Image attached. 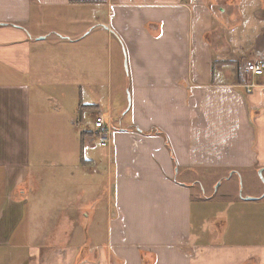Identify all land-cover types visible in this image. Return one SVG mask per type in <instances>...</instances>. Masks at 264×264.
Returning <instances> with one entry per match:
<instances>
[{
    "label": "crops",
    "instance_id": "crops-1",
    "mask_svg": "<svg viewBox=\"0 0 264 264\" xmlns=\"http://www.w3.org/2000/svg\"><path fill=\"white\" fill-rule=\"evenodd\" d=\"M104 38L125 52L130 104L119 102L102 159L54 163L68 184L40 195L31 90L54 74L59 89L98 91ZM252 57L264 58V0H0V264H264V225L213 228L224 208L193 206L189 182L200 170L263 175L264 76L245 72Z\"/></svg>",
    "mask_w": 264,
    "mask_h": 264
},
{
    "label": "rangeland",
    "instance_id": "rangeland-1",
    "mask_svg": "<svg viewBox=\"0 0 264 264\" xmlns=\"http://www.w3.org/2000/svg\"><path fill=\"white\" fill-rule=\"evenodd\" d=\"M99 13L105 16V12L100 11ZM52 26L59 28L57 24ZM72 26V24L68 25V28ZM101 31V28H94L95 37H103ZM55 51L54 46L45 45L43 56L48 58L49 67L53 63L49 58L53 57ZM67 54L70 55L71 50L68 49ZM101 63L104 67V77L101 80L100 89L93 90L94 93L87 90L85 86L77 85H67L59 89L51 85L54 74L45 77L48 83L44 84L40 90H31L32 114L29 140L31 162L33 164L42 163L40 168L42 181L38 190L40 195L45 194L47 197L49 193L54 192V181H57L56 186L57 184L61 186L68 184V170L57 171L59 176L54 180L56 172L51 167L54 163L70 160L73 157L81 161L84 156L92 152L97 154V159H102V152H105L107 147L101 148L99 136L94 133L93 118L96 113H99L96 116L100 114L104 117L109 116L111 128L118 127L120 124L119 102L124 103L128 94L125 89L127 62L125 52L118 42L109 41L107 38L100 41L98 47L95 48V74ZM63 110L72 111L70 117L73 118V125L69 124V117L63 114ZM86 131L91 133L86 134ZM57 132H60V135H55ZM82 133H85L83 140L81 139ZM259 173V170L257 172L240 170L229 176V172L227 174L224 171H196L189 178L192 184L193 200H195L193 206L201 197L208 203V206H211L206 208V214L210 213L215 205L221 209L224 208L220 216L206 220L209 225L216 221V227L221 232L226 231L230 222L229 230H232L234 226L238 229L247 225L248 231L261 232L264 225L262 217L264 213L259 211V207L261 204L264 207V173L262 176ZM97 190L99 191L100 188L97 187ZM69 196L64 197L62 205L65 202L68 204ZM96 200L95 198L94 204ZM81 204L90 206L92 203L82 200ZM65 236L68 237V235ZM103 238L104 235L99 233L92 237L93 241L91 239L88 242H101ZM89 246L92 247L94 253H98L99 250L94 245Z\"/></svg>",
    "mask_w": 264,
    "mask_h": 264
},
{
    "label": "built area",
    "instance_id": "built-area-1",
    "mask_svg": "<svg viewBox=\"0 0 264 264\" xmlns=\"http://www.w3.org/2000/svg\"><path fill=\"white\" fill-rule=\"evenodd\" d=\"M245 72L253 77L264 76V58L252 57L245 62ZM253 86V85H252ZM264 95V85H259ZM109 116L104 117L102 114L94 118V131L99 136L100 144L107 145L110 140L112 128L109 122Z\"/></svg>",
    "mask_w": 264,
    "mask_h": 264
},
{
    "label": "trees",
    "instance_id": "trees-1",
    "mask_svg": "<svg viewBox=\"0 0 264 264\" xmlns=\"http://www.w3.org/2000/svg\"><path fill=\"white\" fill-rule=\"evenodd\" d=\"M133 129H134V131H136V132H141V131H139V129H137L136 127L133 128ZM85 133H86V132H85ZM85 133H82V135H81V139H82V140H83V137H84V134H85ZM86 134H89V133H86ZM147 134H148V135H150V134H159V135H161V136L164 137V139H165V145H166V147H167V149H168V151H169V153H170V155H171V158H172L173 161H174L175 167H176L177 164H176V162H175V158H174V155H173V152H172L171 146H170V144H169V141H168L167 137L164 135V133L161 132L159 129L154 128V129H151ZM82 140H81V141H82Z\"/></svg>",
    "mask_w": 264,
    "mask_h": 264
},
{
    "label": "water",
    "instance_id": "water-1",
    "mask_svg": "<svg viewBox=\"0 0 264 264\" xmlns=\"http://www.w3.org/2000/svg\"><path fill=\"white\" fill-rule=\"evenodd\" d=\"M127 100H128V105H129L130 104V96H129V94H128Z\"/></svg>",
    "mask_w": 264,
    "mask_h": 264
}]
</instances>
